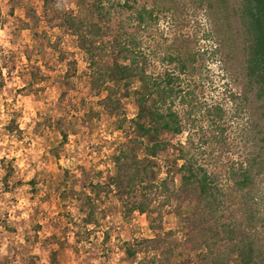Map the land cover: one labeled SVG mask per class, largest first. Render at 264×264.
Listing matches in <instances>:
<instances>
[{
	"label": "rangeland",
	"instance_id": "rangeland-1",
	"mask_svg": "<svg viewBox=\"0 0 264 264\" xmlns=\"http://www.w3.org/2000/svg\"><path fill=\"white\" fill-rule=\"evenodd\" d=\"M163 2L0 0V264H150L155 256L164 258L163 249H172L168 264H206L207 253L228 249L226 223L250 226L242 206L247 188H238L231 171L263 157L264 141L260 101L252 91L243 99V56L238 51L226 62L223 51H213L218 40L209 36L204 6ZM142 8L154 17L141 22ZM68 16L101 26L102 33L88 36L105 60L134 36L131 50L154 77L179 72L169 55L184 41L197 52L194 71L179 75L183 93L173 103L182 131L161 132L169 144L149 157L153 186L140 183L125 193L112 184L114 156L134 135L132 89L139 80L130 79L128 96L118 87L117 107L105 102L107 91L91 84L87 54ZM115 56L123 62V54ZM183 154L202 165L217 187L218 210L207 219L200 218L204 208L196 209L197 200L181 190ZM252 174L249 191L259 216L264 167ZM140 201L145 212L128 210ZM251 224V232L264 239V221Z\"/></svg>",
	"mask_w": 264,
	"mask_h": 264
},
{
	"label": "trees",
	"instance_id": "trees-1",
	"mask_svg": "<svg viewBox=\"0 0 264 264\" xmlns=\"http://www.w3.org/2000/svg\"><path fill=\"white\" fill-rule=\"evenodd\" d=\"M162 1L165 3V0ZM195 1L198 6H204L206 9L212 26L209 36L215 35L218 40V45L213 51L221 53L223 51L222 55L225 59L223 60L226 62L233 61V57L238 51L243 56L240 62L244 78L243 99L247 100L246 93L252 91L255 98L260 101L258 110L263 121L260 131L263 132L262 139L264 141V0ZM125 5L128 8L132 7L130 4ZM96 7L97 9L101 8V4L97 2ZM167 8L168 6L165 7V9ZM100 10L98 11L100 12ZM137 17L141 22H145L146 17L150 19L154 17L153 11L142 8L137 12ZM66 21L78 36L80 47L87 54L88 68L92 77L91 84L93 87L103 86L107 91L105 102L114 103L115 105L112 107H117V104L121 103L120 99H113V97L118 95V87H124L125 90L121 95L128 96V90L132 88L130 79L135 77L139 80V85L132 89L138 107L136 115L130 118L134 135L130 136L125 144L120 145L117 154H115L116 173L112 176L111 181L125 193L133 191L135 186L140 183L153 186L150 176L154 177L155 172L149 157H155L169 144V142L160 139L161 132L178 134L182 131L181 117L178 111L173 108V103L183 93V89L177 85L180 80L179 75L186 70L194 71L197 52L189 49L184 41L182 48L179 46L175 55H169L171 61H177L179 72L175 74L172 71H165L154 77L147 74L144 68L139 65V60L131 50L136 44L134 36L129 35L128 44L118 45L116 53L105 60L99 52V46H96L94 39L88 36V34L95 35L96 31L102 33L101 26L93 21L88 22L82 17L68 16ZM105 46L107 49V44ZM117 53L123 54V62L115 56ZM109 82H115L117 85L112 87L108 84ZM141 150L144 151L143 157L138 154ZM262 151L263 157L257 154L248 164L246 163L244 166L241 164L239 170L231 171L234 176H237L235 183L238 188H247L246 194L242 197V206L250 226L244 227V224L239 220L234 222L231 220L226 223L223 232L226 233L228 249L226 251L217 250L216 256L211 255V252V254L207 253L206 257L209 258V261L206 264H229L232 261L238 264H264V239H260L251 232L253 226L251 223L257 218L264 221V213L256 216L260 210L253 206L249 191L253 181V170L256 167H264V146ZM181 158L183 160L178 167L181 172V190L197 200L196 209L204 208L200 218L207 219L218 210L219 206V195L214 191L217 190L214 179L202 165L197 164L186 154H183ZM165 182L164 180L163 183ZM260 202L264 205V197ZM128 210L145 212L146 205L142 201L131 202ZM198 213L200 214L199 211L196 214ZM145 241L156 242L154 239H145ZM158 246L159 244H155V247L159 248ZM171 250L163 249L164 258L155 256L150 260V264H168ZM128 251L129 254L134 253L131 248Z\"/></svg>",
	"mask_w": 264,
	"mask_h": 264
}]
</instances>
